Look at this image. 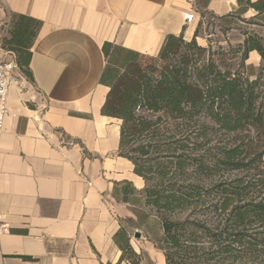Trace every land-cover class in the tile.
Instances as JSON below:
<instances>
[{
	"label": "crops",
	"instance_id": "obj_1",
	"mask_svg": "<svg viewBox=\"0 0 264 264\" xmlns=\"http://www.w3.org/2000/svg\"><path fill=\"white\" fill-rule=\"evenodd\" d=\"M206 2L0 0V64L15 66L0 132V214L10 227L0 264H119L115 237L135 220L134 201L121 192H141L145 182L119 156L122 122L102 114L110 92L103 48L157 57L169 36L193 40L200 10L224 17L240 8L238 0ZM191 12L197 22L188 27ZM13 16L42 24L32 80L3 47Z\"/></svg>",
	"mask_w": 264,
	"mask_h": 264
},
{
	"label": "trees",
	"instance_id": "obj_2",
	"mask_svg": "<svg viewBox=\"0 0 264 264\" xmlns=\"http://www.w3.org/2000/svg\"><path fill=\"white\" fill-rule=\"evenodd\" d=\"M238 1L227 16L201 17L264 27V0ZM250 11L254 17L241 19ZM12 20L4 48L32 80L42 24ZM242 33L244 41L229 50L203 48L198 32L191 42L169 36L157 57L103 48L110 92L102 114L122 122L119 156L145 182L141 192L122 190V201L142 198L161 220L166 264H264V37ZM253 52L261 66L250 74ZM115 241L119 264H140L127 233Z\"/></svg>",
	"mask_w": 264,
	"mask_h": 264
},
{
	"label": "rangeland",
	"instance_id": "obj_3",
	"mask_svg": "<svg viewBox=\"0 0 264 264\" xmlns=\"http://www.w3.org/2000/svg\"><path fill=\"white\" fill-rule=\"evenodd\" d=\"M197 1H199L201 6H205L207 3L206 0ZM200 12L203 13L202 10H200ZM254 16L255 12L250 11L241 19L249 20ZM216 17H212L210 15H207L204 18L200 17L199 21L195 25L196 32H198V43L203 48H208L211 46L213 50L216 51L220 48L229 50L230 46L235 47L244 41V35L242 33L243 30L245 32L253 31L259 36L264 37V27L248 26L243 23L240 18H235V20H220ZM14 22L16 23L17 19L14 20ZM231 23L233 24L231 25ZM237 24L238 27L235 28V25ZM230 26H232V28H229ZM11 33L12 22L11 29L8 32L9 37H11ZM5 41L6 40L3 42V47L5 45ZM247 65L251 67L250 74L257 73L261 66V58L257 53H253L250 55ZM25 77L28 78L27 76ZM133 204L135 208H131V210L135 214V220H131L130 222L124 221V226L129 232L128 235L130 238L131 247L138 256L140 264H158L156 256L163 254V252L159 249L161 246L160 241L163 238L161 220L154 213H151L149 210L144 208V200L142 198H140L138 201L136 199ZM136 233H139V239L135 237ZM133 260L134 258H127L123 264H132Z\"/></svg>",
	"mask_w": 264,
	"mask_h": 264
},
{
	"label": "built area",
	"instance_id": "obj_4",
	"mask_svg": "<svg viewBox=\"0 0 264 264\" xmlns=\"http://www.w3.org/2000/svg\"><path fill=\"white\" fill-rule=\"evenodd\" d=\"M197 22L194 12L185 16V25L190 27ZM15 66L0 64V132L4 129L7 118L11 115L9 108V93L12 84L10 73ZM10 233V227L4 222L0 214V237Z\"/></svg>",
	"mask_w": 264,
	"mask_h": 264
},
{
	"label": "water",
	"instance_id": "obj_5",
	"mask_svg": "<svg viewBox=\"0 0 264 264\" xmlns=\"http://www.w3.org/2000/svg\"><path fill=\"white\" fill-rule=\"evenodd\" d=\"M135 237H136L137 239H139V238H140L139 233H136Z\"/></svg>",
	"mask_w": 264,
	"mask_h": 264
}]
</instances>
